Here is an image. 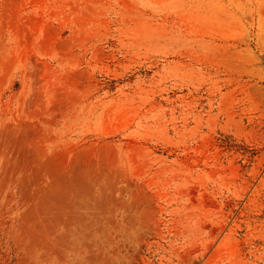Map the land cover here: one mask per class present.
I'll return each mask as SVG.
<instances>
[{
    "label": "rangeland",
    "instance_id": "rangeland-1",
    "mask_svg": "<svg viewBox=\"0 0 264 264\" xmlns=\"http://www.w3.org/2000/svg\"><path fill=\"white\" fill-rule=\"evenodd\" d=\"M0 264H264V0H0Z\"/></svg>",
    "mask_w": 264,
    "mask_h": 264
}]
</instances>
